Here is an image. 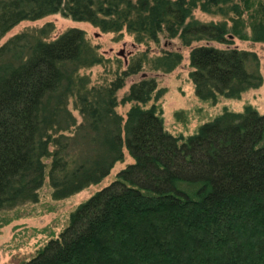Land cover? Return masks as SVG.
Segmentation results:
<instances>
[{
	"label": "trees",
	"instance_id": "16d2710c",
	"mask_svg": "<svg viewBox=\"0 0 264 264\" xmlns=\"http://www.w3.org/2000/svg\"><path fill=\"white\" fill-rule=\"evenodd\" d=\"M234 1L222 0L241 13ZM196 2L0 0V40L26 19L62 11L104 31L125 27L156 39L167 30L170 36L180 33L187 44L231 43L226 25L186 23ZM257 14L262 16L253 22V37L261 41L262 1L253 17ZM191 60L203 100L239 98L263 83L252 51L197 46ZM96 61L77 28L49 42L17 35L0 47V207L44 184L50 120L66 112L62 97L71 74ZM122 87L120 79L85 100V122L74 136L56 142L49 178L63 198L108 177L124 158L125 144L133 164L80 205L61 235L22 264H264V114L252 107L226 111L180 143L163 128L155 107L139 105L150 100L154 81L131 87L128 99L138 105L123 125L116 111Z\"/></svg>",
	"mask_w": 264,
	"mask_h": 264
},
{
	"label": "rangeland",
	"instance_id": "374dc122",
	"mask_svg": "<svg viewBox=\"0 0 264 264\" xmlns=\"http://www.w3.org/2000/svg\"><path fill=\"white\" fill-rule=\"evenodd\" d=\"M246 1L235 0L232 4L239 5L241 13L238 14L222 0L216 4L211 0H197L189 13L186 23L226 25L229 31L227 38L231 41L228 44L207 39L187 44L180 38V33L170 36L167 30L162 31L156 39L125 27L123 30L104 31L94 23L75 20L62 11L37 20L26 19L4 35L0 47L17 35L28 34L32 39L49 42L71 28H77L85 32L88 49L97 61L84 64L71 74L70 86L62 97L66 112L60 119L50 120L46 137L49 148L42 160L45 167L44 184L38 190L25 192L17 200L0 207V264H22L35 258L49 241L57 239L69 226L72 214L80 205L112 184L123 169L133 164L134 157L125 144L124 158L116 163L108 177L63 198L56 196V189L49 178L53 154L58 145L56 142L62 136H74L73 131L85 122L82 114L85 100L95 99L98 93L106 91L118 80L123 79L124 82V87L116 93V111L124 119L123 125L127 124L133 106L138 105L136 101L128 99L131 87L143 80L154 81L156 88L150 100L139 105L145 109L155 107L163 120V128L180 138V143L196 135L203 124L215 120L226 111L243 113L247 107H252L264 114V40L253 37V22L262 16L257 14V17H253V13H256L260 1L264 0ZM206 45L256 53L263 83L245 90L239 98L219 95L216 100L201 99L191 77L194 72L191 54L195 47ZM131 70H136V73L128 74ZM123 134L125 139L126 130Z\"/></svg>",
	"mask_w": 264,
	"mask_h": 264
}]
</instances>
